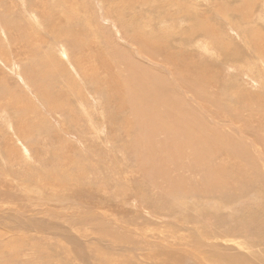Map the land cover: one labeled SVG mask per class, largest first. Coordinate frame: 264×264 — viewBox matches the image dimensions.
<instances>
[{
    "label": "rangeland",
    "instance_id": "obj_1",
    "mask_svg": "<svg viewBox=\"0 0 264 264\" xmlns=\"http://www.w3.org/2000/svg\"><path fill=\"white\" fill-rule=\"evenodd\" d=\"M138 33L157 59L211 64L220 80L211 97L232 90L252 104L264 91V50L248 49L253 34L263 47L264 0H0V264H264V134L238 137L240 158L180 167L139 158L144 125L115 87L143 75L136 67L167 69L137 53ZM206 114L215 130L241 126ZM210 167L242 173L205 193ZM174 179L180 204L170 201Z\"/></svg>",
    "mask_w": 264,
    "mask_h": 264
},
{
    "label": "bare ground",
    "instance_id": "obj_2",
    "mask_svg": "<svg viewBox=\"0 0 264 264\" xmlns=\"http://www.w3.org/2000/svg\"><path fill=\"white\" fill-rule=\"evenodd\" d=\"M216 10L217 13L221 15L225 11L223 7H217ZM184 13H186V11ZM207 16L210 22V16L207 14L205 22L200 24L198 29H202L203 31L206 30L204 31L206 37L207 33L213 31V28L210 25L212 23L209 24ZM208 25L209 27H207ZM55 32L60 36L61 30L59 28H57ZM61 36H63V33ZM137 36H139V38L136 36V38H133L136 46L138 41L141 40L144 42L143 44L138 42L141 48L138 45L137 48H140V50L136 48L138 50L137 53L139 55L141 53L145 55L148 62L159 64L160 66H164V68L162 67L163 69H167L165 70V75L163 70H159V68H147V66H145V68L143 66L144 68L141 67V69L136 67L134 64H131V62H128L129 60L126 59L134 70V67H136L143 75L136 77L137 71L135 70V75L131 80L132 82L130 87L124 89L125 86L128 85L126 79V81L121 80L125 81L123 87H120L122 82L119 83L120 86L118 85L115 87V89L119 88L120 91L125 90V92L122 93H119L117 90V97H119V99L124 101L126 104H129L126 107L130 110V112H133V119L137 118L138 122H142L141 124L144 125V128L138 130L140 143L137 144L136 153H138L137 155L139 158L148 159L151 167H154V165L161 159L162 163L169 160V167H180L189 164L197 166L199 158L209 162L212 158L219 154L224 156L229 155L236 158L243 157L246 151L243 150L245 148H243L242 139L240 140L238 137L241 138L243 135L254 136L255 134H264V91L263 93L259 92L255 95V99L252 104H249L245 98L240 97L242 95L232 94V90H230L231 93L223 91L221 94L211 97V94L213 93L210 91V88H217L216 83L220 81L218 79L219 74L212 69V66L210 67L211 64L207 65L204 62L205 65L201 67L197 65L194 66L191 65V60L188 59L189 56L186 57L183 55L180 57L173 53L166 56L164 59H157L153 53L150 52L149 54H146L144 50V45H147L150 50L149 41L145 42L146 39L139 33ZM255 36H257V34L251 35L250 40L254 41V43H251L252 45L248 46V49L254 53H256V51L259 52V49L264 50V43L263 47L255 43L257 41H261ZM223 42L224 41L222 40L219 41L220 51L221 53L224 51L228 54V47L230 44L225 48ZM247 42L250 43L248 40ZM156 43L160 44V42L157 41ZM157 44L154 45L156 48H158ZM230 58L236 60L233 55L230 56ZM136 65L139 64L137 63ZM233 65L243 67V65H239L238 63L230 64L229 67H234ZM175 83L179 88L175 86ZM222 86L224 85L222 84ZM205 91H207L206 94ZM223 98L227 101V107L225 109H223V107H219L221 104H217ZM123 107L125 106L123 105ZM241 112L244 113L240 115ZM206 113L216 114L217 118H212V120L216 123L217 121L228 124L241 123V126H238L236 132L234 133L235 135L232 134L231 131V133L226 132L223 128H219L220 131L215 130L211 127L213 125H207L209 120ZM139 116H143L146 119L140 118ZM161 135L162 137L163 135L165 137L162 142L159 143L162 137L159 140L158 137ZM232 139H234L235 143L231 141ZM159 151L164 152L161 153L160 159H158L160 157ZM185 158L186 160L184 161ZM253 160L254 159L249 156L244 162L251 167L249 171L254 173V177L257 182L260 180L259 183L255 184V187L258 188L261 186L262 177L261 172L258 174L255 168L256 166L252 162ZM254 162L256 161L254 160ZM168 164L165 165L167 166ZM205 168L207 170L208 167ZM228 171L229 173L218 174L213 167H210L209 180L207 182V174H205L203 177L205 185L203 187L202 185L199 186V188L201 187L200 190L206 193L207 191H213L215 189H223L227 184H231L233 186V180L241 175L242 170L236 167H231ZM234 187L238 189L237 195L240 196L243 193V186L238 185ZM171 188L176 190L181 197L179 198L178 195L175 196L174 194L173 197L170 198V201L176 204L182 203L183 196L185 195L184 191L179 188L178 181L176 179L171 182ZM169 205L170 208H175L172 204ZM180 210H182V207H180ZM178 212L180 213L182 211ZM189 251L192 252L190 249ZM191 254L195 255L197 253L193 251ZM224 256H221L220 254L219 257L217 259L215 257V259H226L227 256ZM202 258V253L199 257H196L199 261H202ZM175 260H178V258H175Z\"/></svg>",
    "mask_w": 264,
    "mask_h": 264
}]
</instances>
